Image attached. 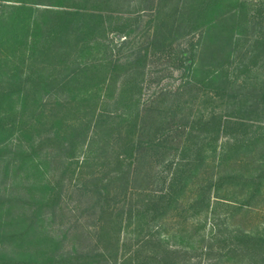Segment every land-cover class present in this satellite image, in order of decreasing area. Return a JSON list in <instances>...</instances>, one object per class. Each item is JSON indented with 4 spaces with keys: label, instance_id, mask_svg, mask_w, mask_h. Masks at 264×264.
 Here are the masks:
<instances>
[{
    "label": "trees",
    "instance_id": "1",
    "mask_svg": "<svg viewBox=\"0 0 264 264\" xmlns=\"http://www.w3.org/2000/svg\"><path fill=\"white\" fill-rule=\"evenodd\" d=\"M145 9L153 11L150 45L162 42L172 47L178 38L198 34L201 53L208 51L216 57L218 47L228 52L227 59L232 56L234 36L245 32L250 11L245 0H0V179L9 177L11 171L18 176L24 170V177L38 180L42 191L50 192L49 165L54 157L62 158L71 180L83 179L96 186L104 220L101 238L123 254L126 248L130 250L120 255L119 264H195L189 251L199 247L211 253L214 249L198 246L192 236L182 237L185 242L172 248L162 235L163 223L155 220L170 209L199 207L197 213L204 212L205 221L212 214L213 224L219 226L217 208L230 204L218 198L217 185L225 179L199 184L191 197L184 196L207 152L223 156L238 138L229 133L221 115L199 117L188 127L179 124L177 129L186 130L188 140H177L175 156L164 159L169 167L165 188H134L141 154L172 133L165 134L168 127L153 129L142 124L141 132L137 131L138 122L150 112L148 104L142 107L134 99L141 89L142 63L134 67L120 58L112 59L108 50L113 40L108 35L131 36L134 25L129 24V15ZM143 60L140 57L137 62ZM189 60L192 65L187 73L193 80L201 77L212 83L218 76L214 70L204 73L196 53ZM122 69L129 72L121 75ZM58 94H64L63 98ZM221 135L227 139L219 142ZM35 159H44L40 161L44 166ZM95 166L108 169L90 172ZM263 178L251 180L255 187H250L249 179L242 180L250 193L241 205L250 204L251 190H260ZM121 194L123 198L117 200L122 202L116 203ZM5 204L0 197V215L7 210ZM41 205L46 204L41 201ZM21 217L10 236L50 247L48 230L38 223L44 222L41 213ZM84 255H69L54 264H78L81 258L95 262L94 256ZM212 261L213 256L209 264ZM0 264L41 263L22 254H0Z\"/></svg>",
    "mask_w": 264,
    "mask_h": 264
},
{
    "label": "rangeland",
    "instance_id": "2",
    "mask_svg": "<svg viewBox=\"0 0 264 264\" xmlns=\"http://www.w3.org/2000/svg\"><path fill=\"white\" fill-rule=\"evenodd\" d=\"M245 1L250 9L249 20L244 34L234 36L229 59L228 52L218 50V47L216 57L208 51L201 53L204 49L199 44L198 34L180 37L176 40V46L172 47L162 42L160 45H150L153 42V11L150 9L129 15V24L134 25L131 36L126 38L114 32L108 35L113 40L108 50L112 59L120 58L121 62L127 61L134 67L142 63L144 75L141 89L139 96L134 99L140 100L142 107L148 104L150 112L146 113V120L138 122L137 131L141 132L139 125L142 124L153 129L168 127L165 134L172 133L168 140H161L162 143L151 151L141 154L132 184L135 189L165 188L169 167H165L164 159L175 156L173 152L177 140L188 138L186 130L177 129L179 124L188 127L199 117L221 115L224 123L229 125V133L238 138V142L231 144L229 152L223 156H217L212 150L207 152L198 172L190 177L184 196L186 199L191 197L199 184L225 179L217 185L218 198L230 204L217 208V213L220 212L219 226L213 224L212 214L205 221L204 212L197 213L199 207L190 211L183 207L179 210L170 209L155 220L163 223L162 228H159L172 248L185 242L182 237L192 236L198 240V246L214 249L211 253H204L199 247L189 251L194 256L195 264H209L211 256V264H264V178L260 190H251L254 196L250 204H240L241 199L250 193L247 192L249 185L242 184V180L249 179L250 187H255L256 182L251 180L258 176L264 177V0ZM194 53L205 74L210 70L218 74L212 83L201 81V77L193 80L188 75L187 70L192 65L189 57ZM140 57L144 62H137ZM223 64L226 67L221 72ZM127 72L122 69L121 75ZM120 84L121 81L117 86ZM135 89L138 91L139 86ZM59 95L62 98L64 96ZM136 95L133 94V97ZM158 136L162 137L161 134ZM242 137L247 138L246 142L242 141ZM226 139L227 136L221 135L219 142ZM41 153H44V149ZM37 160L40 166H44L40 162L44 159ZM49 166L52 173L47 181L52 189L47 193L42 191L38 180L24 177V170L18 176L11 171L9 177L0 179V197L6 202L4 207L7 209L0 215V254L15 257L22 254L29 260L34 257L41 264H54L69 255L87 254L84 256H94L95 262L83 261L81 258L78 264H119L120 255H128L130 250L126 248L123 254L101 238L100 229L104 220L96 186L83 179L71 180L62 158L54 157ZM98 169L107 170L108 167L95 166L89 171ZM118 198L122 199V194L114 200L121 203ZM41 201L46 205H41ZM37 212L44 219V222L38 223H43L42 230L46 228L51 237L48 239L52 242L50 247L44 242L37 245L34 240L31 243L26 238L21 240L10 236L17 230L22 215L26 218ZM231 247L229 254L222 255V251H229ZM37 249H43L44 252L37 253Z\"/></svg>",
    "mask_w": 264,
    "mask_h": 264
}]
</instances>
